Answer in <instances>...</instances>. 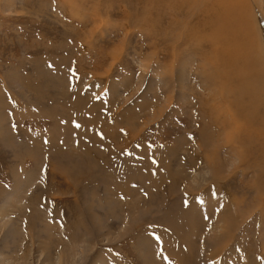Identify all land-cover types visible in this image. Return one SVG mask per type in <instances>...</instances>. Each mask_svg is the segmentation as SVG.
<instances>
[{
  "label": "rangeland",
  "instance_id": "rangeland-1",
  "mask_svg": "<svg viewBox=\"0 0 264 264\" xmlns=\"http://www.w3.org/2000/svg\"><path fill=\"white\" fill-rule=\"evenodd\" d=\"M214 3L0 0V264H264V71Z\"/></svg>",
  "mask_w": 264,
  "mask_h": 264
},
{
  "label": "bare ground",
  "instance_id": "bare-ground-1",
  "mask_svg": "<svg viewBox=\"0 0 264 264\" xmlns=\"http://www.w3.org/2000/svg\"><path fill=\"white\" fill-rule=\"evenodd\" d=\"M136 2H140V3H142V5H144L145 6V8H147V10H145V11H149L150 12V9H152V7H151V5H155V7L158 5V4H156V3H159L160 5L161 4H169V0H135ZM206 1H208V0H185V2H186V5L185 6H187L188 8L187 9H198V7H199V5H201V4H203L204 2H206ZM211 1H214L215 3H216V5L215 6H213V8H211L208 12V17H209V21L212 23V22H214V23H216L217 24V26L221 29V30H229V31H231L232 32V30L233 29H235V28H237V29H239L240 30V33L242 34V35H238V36H236V35H232L231 37H232V40L234 39L235 40V42H237L238 44H240V42L241 43H243L244 44V46L246 47L247 46V48H255L256 50H257V53H256V55L258 54V59H256L257 60V62H256V64L258 65V67H259V69H261L262 71H264V52H262V51H264V42H263V44H261L260 45V42H259V40H260V38H259V35H258V32H259V30H257V28H256V26H258V24L257 25H255V15L253 14V8H252V3H253V1H251V0H210V2ZM188 2V3H187ZM238 2H239V4H238ZM214 3V4H215ZM159 5V6H160ZM191 5H193V7L191 6ZM143 6V7H144ZM247 7V10H244L242 7ZM141 8V7H140ZM154 8V7H153ZM141 9H143V8H141ZM144 10V9H143ZM142 10V11H143ZM153 10V9H152ZM151 10V11H152ZM144 11V12H145ZM147 12H145V15H140V16H138V17H136L137 18V20H142L143 18H147L148 16L150 17L151 15H148V14H146ZM153 12V11H152ZM155 12H157L156 10H155ZM143 13V12H142ZM151 13V12H150ZM129 15V14H128ZM147 15V16H146ZM153 15V14H152ZM211 15H213V17H212V19H211ZM136 16V15H135ZM151 18V17H150ZM203 19H204V17H202ZM134 20H135V18H134ZM132 21V20H131ZM230 24V25H229ZM188 26V25H187ZM230 28V29H229ZM263 31V30H262ZM255 33V36L253 35ZM260 33V32H259ZM263 33V32H262ZM261 33V34H262ZM252 34V35H251ZM260 34V35H261ZM228 37H229V35H227ZM242 36V39L243 40H241V37ZM221 38V37H220ZM219 38V39H220ZM211 39V38H210ZM263 40H264V38H262ZM262 39H261V42H262ZM214 43V42H213ZM217 45H219L220 46V44H217ZM216 45V46H217ZM263 45V46H262ZM218 46V47H219ZM213 49H215V46H214V48ZM234 50H237V48H235ZM260 55H261V58H260ZM208 56V55H207ZM213 57V56H212ZM225 67V66H224ZM235 70H236V68H235ZM245 71V70H244ZM262 71L260 72V74L262 73ZM225 72H227L226 70H225ZM230 72L232 73V71H231V69H230ZM229 72V73H230ZM234 73V72H233ZM232 73V74H233ZM228 75L227 76V79H228V77H230V78H235L234 77V75ZM235 74V76H238V75H240V73L238 72L237 73V75H236V73H234ZM261 76H262V74H261ZM207 78V77H206ZM260 78H263V77H260ZM220 79V78H219ZM212 80H214V79H212ZM211 80V81H212ZM231 80H234V79H231ZM230 80V81H231ZM209 81H210V78H209ZM242 83H244L243 81H242V79L240 80ZM213 82V81H212ZM228 82H229V80H228ZM233 82V81H232ZM214 83V82H213ZM220 83H221V81H220ZM225 86H226V84L224 83V82H222V84L220 85V87H217V88H221V91H222V93H224V89H225ZM215 88V87H214ZM247 88V87H246ZM227 90V89H226ZM247 90H248V88H247ZM239 91H241V90H239ZM228 92V91H227ZM222 95V94H221ZM220 96V95H219ZM222 97V96H221ZM235 98L240 102L241 101V103H242V101H243V95H239V94H237V95H235ZM243 104V103H242ZM241 104V105H242ZM228 108H230L231 109V107H228ZM241 108V107H240ZM244 108H245V106H244ZM229 109V110H230ZM244 113V112H243ZM224 123H226V120L224 121ZM204 133H206V132H204ZM250 134V133H249ZM209 137V136H208ZM256 138V137H255ZM251 139V138H250ZM106 140V139H105ZM252 140V139H251ZM114 141H116V140H114ZM254 141V140H253ZM103 142H104V140H103ZM104 144V143H103ZM111 146H113V145H111ZM251 146V145H250ZM249 145H248V147H250ZM114 147V146H113ZM261 147H262V144H261ZM115 148V147H114ZM263 150V149H262ZM116 152V151H115ZM213 154V153H212ZM202 157V156H201ZM209 161H210V159H208ZM218 167V166H217ZM217 167H216V169H217ZM258 190V189H257ZM260 190H262V189H260ZM259 190V191H260ZM233 216V214L232 213H229V212H225V215L222 217V220H224V222L227 224V226L226 227H233L234 226V223L231 221V217ZM227 229V228H226ZM225 234V232L223 233V235ZM226 235V234H225ZM186 253H188V252H186ZM185 253V254H186ZM182 255H180V257H181ZM179 257V258H180ZM188 257H189V255H188ZM183 258V257H182ZM190 258V257H189ZM188 258V259H189ZM184 259V258H183ZM184 261H185V259H184ZM186 263V262H185Z\"/></svg>",
  "mask_w": 264,
  "mask_h": 264
}]
</instances>
